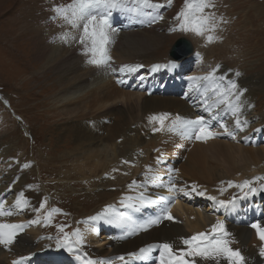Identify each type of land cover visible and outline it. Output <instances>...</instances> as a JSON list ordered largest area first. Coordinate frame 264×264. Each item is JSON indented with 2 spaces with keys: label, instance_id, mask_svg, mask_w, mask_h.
<instances>
[{
  "label": "bare ground",
  "instance_id": "bare-ground-1",
  "mask_svg": "<svg viewBox=\"0 0 264 264\" xmlns=\"http://www.w3.org/2000/svg\"><path fill=\"white\" fill-rule=\"evenodd\" d=\"M135 8V4L129 3L127 7L118 8L117 14H114L112 10L109 18V27L106 29L107 41L104 44L107 55L109 56L111 52H115L119 60L141 59L143 63L158 65L161 60L156 55L160 52L158 50L164 47L167 42V34L165 33H168L169 24L157 23L159 19L153 22V17H157L159 14L160 9L158 7L142 8L140 11H135ZM128 9L144 17L143 21L146 23L144 31L135 30L137 24L141 21L139 18L129 17L127 14ZM149 9L152 12H148ZM76 23L78 26H73L67 20H59L57 24L60 26L53 28V32H50L49 29L51 28H48V23L46 27H42V30H40L39 26L38 36L33 41L34 48H36V51H34L36 57L33 62L38 65H41L40 61L44 62L43 67H46V69L48 67L49 74L54 69L55 77L49 76V78L55 80L54 89L51 92L54 95V103H61L64 115L67 117L75 115V123H78L77 127L71 128L73 121L67 122L66 124L70 126H67L62 132L64 135L75 134L72 139L69 138L63 141L65 143L63 147L70 150L64 156L72 155L76 157V170L79 172L89 171L97 174L100 170H104L105 173L112 160L109 157L104 158L107 153L101 148V145L107 141L111 143L116 139H124L126 136L116 130L105 129V123L99 124L98 120L93 119L95 122L92 117L86 118L87 116L85 117V115L87 113L85 114L84 110L89 105L98 108L96 110L98 111L108 105H112L117 100L125 101L128 108L123 113H117V117L121 118L122 122L127 125L128 119H134L136 112H140V110L137 111L139 108L143 107L144 110L150 112L149 109L176 108L180 104L172 100L173 98L165 97V99H160L155 96H150L141 104L142 94L135 95L130 88V91H128L126 88L118 87L115 85L117 83H111V80H108L109 85H105V75L107 74L110 77V68L116 64L108 61L105 65L92 66L88 62L92 58V26H89V32L85 34L83 30L85 21L78 20ZM43 36H48L49 42L47 41V46L46 44L42 45ZM118 38H120L118 42L120 44L118 45H125L124 47L114 46ZM82 39L83 43L81 42ZM187 41L189 42V40ZM132 46L137 47V49H131ZM191 47V53L187 54L183 60L174 61L170 57V65H167V69L175 72L177 66L179 67L183 63L188 62L190 58L187 57L194 54L192 44ZM81 50L84 51L79 55L78 52ZM82 56L83 59H81ZM111 63L114 65H110ZM119 64H117V67L120 68L119 70L125 71L121 69ZM212 69L205 70L210 72ZM113 72L116 75L114 70ZM213 78H220V76L215 72ZM98 80H100L99 85L97 84ZM199 83L196 81L190 86L195 97L194 101L197 100L201 108H193L191 109L193 113H190L188 104L184 102L180 119L182 121L194 120L195 118H200L196 117L197 114L203 115L205 111L204 116H207V113L211 112L207 111V108L213 110V112L217 111V113L213 114L214 116L217 115L215 119L226 117L229 120L228 130H231L229 132L233 133L234 136L238 134L235 137H240L242 144H237L235 141L230 142L233 138L229 140L230 135L227 134L221 135L224 138L222 141L214 139V136L207 139H197L195 145L192 146L191 142H193L195 137L194 133L186 136L184 125H182V128H173L175 133H171L173 136L172 142L165 144L163 150H159L161 146L156 150V152L159 150V161L156 160L159 157L155 156L153 159H149V162L141 164V172H134L126 182L123 181V184L114 186L108 193L101 194L103 196L98 197L99 204L94 209L91 210L90 208L89 211L87 210L84 217H78V215L73 217L76 220L74 233L78 232L80 234L82 242L77 244L78 237L73 234L70 245L74 246L82 254L81 256L79 255L80 261L76 258L78 255L75 256L68 249L63 248L59 240L45 239L42 236L44 233L41 222L44 220V215H40V212L36 215V205L40 202L41 196L39 193L31 194L27 190L24 181L15 176L14 179H17L14 181L16 182L13 193L15 195L12 201H3L4 203L2 202L0 205V212L3 213L0 214V224L19 225L20 227L16 229L12 244L7 247L0 244V264H40L42 262L44 264H87L88 260H92L96 264H159L161 250L157 248H153L148 253L149 259L145 261L130 259L129 254H139L141 248H147L148 245L153 243H171L175 255L180 256L182 252L188 250V246L183 243L184 239H189L198 233H206L209 236L218 235V233L214 234L212 232L213 226L218 221L223 222L228 233L225 238L231 241V247L241 251L246 258L247 264H264V258L259 255L261 241L258 239L256 229L251 227L253 223H258L264 227L263 188L257 189L255 187L256 184H261L260 178L252 179L246 177L241 171L243 163L254 164L256 161L264 160L263 148L255 149L247 146L249 139H252L251 136L256 137V140L260 137L259 125L245 127L243 131H248L245 133L237 129L235 121L237 118L241 122L244 121L243 118L246 117L244 116L245 108H247V105L239 100L240 98L238 100L236 98L237 93L235 92L244 90L241 89V86L239 88L236 87L237 89L235 90L232 89V92H229V96H227L230 97L227 99L230 101H232L231 98H235V101L233 100L235 104L233 105H238L240 108L241 113L239 116L234 117L232 108H225L227 102L221 103L218 100L219 93L217 91H214L213 94L210 93L214 89L217 90V88L210 87L207 89L204 86L205 88H202L203 93L199 94ZM253 87L254 85L250 84L247 86L243 99L251 101L257 96L255 99L258 101L256 102V105H258L263 101L261 100V95L264 92V86L260 88ZM177 88L180 93L182 83H178ZM55 92L56 94H54ZM78 92H81V94L82 92L89 93L87 96L90 99L84 103L85 107L83 109L80 107L81 103H83L81 98L75 96ZM202 102L207 103L205 109L202 108ZM223 110H225L223 116H220L218 112ZM108 112L101 116L109 114ZM262 117V121H264V116L262 115ZM103 119L106 120L107 118ZM134 120H137V118ZM204 120L206 121V119ZM262 121L261 123H263ZM208 126L210 127L211 125ZM142 127L141 125L140 128ZM216 132L217 130L213 133L216 134ZM188 137L193 139L187 144L186 139H189ZM251 144L255 146L256 142H251ZM135 146L137 148L139 144ZM125 147L127 146L125 145ZM190 148L191 151L189 150ZM187 150L190 151L188 154ZM121 151L123 149L120 150V154L123 153ZM131 152L134 151L129 153ZM126 155L128 154L126 153ZM170 155H175L176 158L171 163H168L167 161L170 159L167 160V157ZM133 156L135 160L139 161L136 155ZM93 161H96V163H93ZM162 162H165V164ZM220 162L225 165L220 164ZM0 163L6 162L2 160ZM161 164L163 166H160ZM245 165V167L249 166ZM219 167L223 168L220 169ZM177 171H179V176L175 175ZM110 172L114 175L117 174L118 170L114 168ZM14 179L12 178V180ZM234 179H241V181L236 182ZM246 181L250 183L245 185ZM105 182L107 180L103 183ZM171 184H175L176 189H183V191L170 189ZM237 185L240 187H237ZM250 187L256 189V192H249ZM2 189L0 188V200L6 197ZM245 193H247V196H245ZM213 197L215 199H212ZM17 201H20L19 205ZM219 201H225L226 206H220ZM165 209H167L168 214L173 219L169 220L163 217L162 213ZM90 217H98V219H91ZM158 217L160 218V223L150 226L146 231H136L141 224H146L149 220ZM82 222H89L91 225L87 227V224L85 225ZM38 256H40L39 259H43L36 260ZM120 256H124L125 260H119L118 257ZM152 256L158 257V261L152 260ZM165 259H167V255H165ZM184 259L190 262L194 261V264H228V261L224 258L208 260L201 257L185 256Z\"/></svg>",
  "mask_w": 264,
  "mask_h": 264
},
{
  "label": "rangeland",
  "instance_id": "rangeland-1",
  "mask_svg": "<svg viewBox=\"0 0 264 264\" xmlns=\"http://www.w3.org/2000/svg\"><path fill=\"white\" fill-rule=\"evenodd\" d=\"M208 2L212 7L204 8L200 12L196 7L200 0H188L187 5L186 0H171V2L169 0H151V3L158 5L160 9L157 19L163 16V19H159L157 23L169 24L168 33H165L168 40L166 39L167 42L164 47L160 48L158 50L160 52H157L156 55L161 60L158 69L153 66L157 64L143 63L141 59L119 60L115 52H111L109 55L111 57L109 62L116 65L110 68L112 76L105 75V85H109L108 80H111V83H117L115 85L118 87L126 88L128 91L132 90L135 95L142 94L141 104L150 96H155L160 99L173 98L172 100L180 105H177V109L170 107L173 111L170 108L149 109L151 113L144 110L143 107L139 108L137 111L140 110V112H136L135 117L137 120H134L135 118L130 120L129 118V124L127 123V125L122 122L121 118L117 117V113H123L127 110L128 106L125 101L117 100V103L114 102L112 105L98 111H96L98 108L89 105L90 108L84 110V113H87L86 118L92 117V120H98L99 124L105 123V129H113L126 136L124 139L121 138L123 141L121 139L115 141L110 139L111 143L107 141L101 145V148L107 153L104 158L109 157L112 161L105 173L104 170H100L99 173L95 174L89 171H77L76 157L72 155L64 156L70 150L63 147L65 145L63 141L69 138L72 139L75 134L71 132V135H64L62 132L67 126H70L66 124L67 122L73 121L71 128L77 127L78 123H75V115L69 117L64 115L61 103H54V95L51 92L54 89L55 80L49 78V76L55 77L54 69V72L52 71L49 74L48 67L47 69L43 67L44 62L40 61L41 65L33 62L36 57L34 52L36 48H34L33 41L38 36V27L40 26V30H42V27H46L48 23V28H51L49 29L50 32H53V28L60 26L57 22L65 20L54 9L59 6L70 15L71 8L66 6H70L72 0H0V162L2 160L6 162L0 163V188H3L2 192L6 195L4 199L0 200V205L3 201L13 200L16 183L14 181L17 180L14 179L15 176L22 179L31 194L39 193L41 196L40 202L36 205V215L39 212L40 215H44V220L41 222L44 233L42 236L45 239L59 240L65 249L71 247L73 251L69 252L75 256L78 255L76 258L80 261L79 255L82 254L70 245L76 229V220L73 217L75 215L84 217L87 210L89 211L90 208L92 210L99 204V196L108 193L114 186L126 182L134 172H141V166L149 162V159L158 156L159 158L156 160L159 161V150H163L165 144L172 142L173 136L171 133H175L174 129L177 127L182 128L180 116L183 104H188L190 113H193L191 111L193 108H201L199 102L194 101L195 97L190 86L196 81L198 83L200 81L199 94L203 93L202 88L204 86L207 89L210 87L217 88L218 93L232 92L233 88L230 82H234L237 88L241 86V89L244 90L235 93L240 98L239 100L247 105L244 113L246 117L243 118L244 121H247L245 127L259 125L260 133L258 140H256V137L251 136L252 139H249L247 146L264 149V121H262V115L264 116V92L261 95L262 104L256 105L258 101L255 98L257 96L251 101L243 99L249 84L254 85L253 88L264 86V0H208ZM113 12L117 14L118 8L113 9ZM148 12L152 11L149 9ZM127 14L129 17L140 19L141 22L137 24L138 28L136 27L135 30L144 31V28L146 29V23L143 21L144 17L133 13L130 9H128ZM166 15H168V20ZM201 16H210L211 20L208 22L207 27L202 29V34H197L191 29L196 27L195 20ZM213 28L214 30H212ZM161 31L163 30L161 29ZM209 36L212 37L211 40H209ZM182 38L191 42L194 54L187 57L190 58L188 62L179 67L177 66L175 72H172L167 69V65H170L169 61L172 59L169 55L173 45ZM119 40L120 38L116 39L115 47L119 46ZM47 41L48 36H43L42 45L46 44L47 46ZM124 46L121 45L119 48ZM131 49H137V47L132 46ZM83 51H79L78 54L81 55L80 53ZM114 56L115 58H113ZM81 59H83V56ZM113 63L110 65H114ZM117 64L125 71L119 70ZM92 66L96 65L92 64ZM137 66L139 67L137 68ZM210 68H213L210 72L205 70ZM129 69L136 70L130 71ZM113 70L116 75H114ZM215 72L224 79L221 81L219 78H213ZM210 74L213 75L210 76ZM204 77L211 78L205 80ZM99 82L100 80L97 82L98 85ZM178 83H182V92L180 91V93L177 88ZM236 87L233 90L237 89ZM210 93L213 94L214 91ZM88 94V92L75 94L83 102L80 106L82 109L85 107L84 103L90 99L87 96ZM217 98L220 100L219 96ZM229 98L227 97L226 100ZM231 100V104H235V98H231ZM206 107L207 103H203L202 108L205 109ZM226 107H229L228 104L225 105ZM207 111H211L207 113V116H204L205 111L203 115L196 113V117L206 119L205 122L211 125L210 130L212 132L217 130L214 139L224 140L221 135H227V132L220 125H226L227 131H231L228 130L229 120L226 117L215 119L217 115L214 116L213 114L217 111L213 112L208 108ZM224 111L218 112L219 115L223 116ZM106 112L109 114L101 116ZM240 113L241 111H239ZM161 114H168L163 122V128L162 130H154L161 129V124L151 118ZM236 116L234 114V117ZM103 118L107 119L104 120ZM196 119L198 118L194 120ZM148 121L149 123H147ZM141 125L143 129L140 128ZM245 132L248 131H243V133ZM188 138L190 139V137ZM232 138L233 136H229V140ZM189 139H186L187 144L193 138ZM196 140L194 137L193 142H191L192 146L195 145ZM241 140L240 137H235L230 142L235 141L240 144ZM251 142H256V145H252ZM138 144L139 146L136 148L135 145ZM159 146H161V149L156 152ZM121 149H123L122 154H120ZM189 150L191 151V148ZM189 150H187V154L190 152ZM130 151L134 152L129 153ZM131 154L136 155L139 161L135 160ZM175 158V155H170L167 157V160L170 159L167 162L171 163ZM93 163H96V161H93ZM162 163L165 164V162ZM220 164L225 165L221 162ZM245 164L249 166L245 167ZM241 167V171L246 177L260 178L261 184H256L255 187L257 189L263 188L264 194V160L256 161L254 164L246 162ZM114 168L118 172L112 175L110 170L113 171ZM178 172L175 173L176 176H179ZM121 173L122 176L120 177ZM126 177L127 179H125ZM105 180L108 183H103ZM234 180L236 182L241 181V179ZM42 204L43 207H41ZM82 223L87 224V227L91 225L89 222ZM1 245L3 246V244ZM157 245L160 244L153 243L148 246ZM154 248L159 249L158 247ZM39 257L36 260L43 259H39ZM157 259L158 257L152 256V260L158 261Z\"/></svg>",
  "mask_w": 264,
  "mask_h": 264
},
{
  "label": "snow or ice",
  "instance_id": "snow-or-ice-1",
  "mask_svg": "<svg viewBox=\"0 0 264 264\" xmlns=\"http://www.w3.org/2000/svg\"><path fill=\"white\" fill-rule=\"evenodd\" d=\"M171 2V0H169ZM129 3H133L136 5L135 11H140L142 8H155L158 5L151 3V0H72V4L70 6L71 13L62 10L59 6H57L54 11L58 14H61L68 23L73 26H78L77 21H85L83 24L84 33L87 34L89 32V26H92L91 36L93 38V49H92V58L89 59V63L101 66L108 63L111 59L110 56L107 55L106 49L104 47L105 42L107 41L106 29L109 27V18L111 17L112 10L121 7H127ZM188 0H186V5ZM200 12L203 11L204 8L212 7V5L208 2V0H200V3L196 6ZM162 19V17H158ZM179 18V17H178ZM157 17H153V22ZM211 20V17L201 16L200 18L195 20L196 27L191 30L195 31L197 34H202V29L207 27L208 22ZM183 27V26H182ZM214 30V28L212 29ZM212 37L209 36V40ZM83 43V39L81 40ZM98 45V47H97ZM98 53V57H97ZM139 66H137L138 68ZM159 65L154 66V68H159ZM130 71L136 69H129ZM213 74H210V76ZM239 75V73H237ZM210 77H204L203 79L207 80ZM219 79H224V77H220ZM231 87L234 89L236 87L234 82H230ZM217 91V90H213ZM242 94V93H241ZM228 93H219L220 102H227L228 106L232 108L233 114L238 116L240 108L238 105L233 106L230 100H226ZM239 97L237 96V100ZM168 114H161L159 116H153L151 119L159 121L161 124V129L154 130H162L163 122L167 118ZM182 125L185 126V132L188 135L195 133L196 139H207L212 138L216 134L210 130V127L206 124L205 120L201 117L196 120H187L181 121ZM236 126L239 130L243 131L247 121L241 122L239 118L235 121ZM225 128V131L228 135L233 136V133L227 131V126L224 124L220 125ZM250 182L246 181L245 185H248ZM231 186V185H230ZM237 187H240L237 185ZM170 189L183 191V189H176L175 184L170 185ZM249 192H256V189L249 188ZM247 196V193H245ZM212 199H215L214 197ZM20 201H17L19 205ZM220 206H226L225 201L218 202ZM44 205L42 204L41 207ZM0 214H3L0 212ZM164 218L169 220L173 219L171 215L168 214L167 209L162 213ZM92 219H98V217H93ZM160 223V218H155L149 220L146 224H141L136 231L139 230H147L150 226L156 225ZM19 225H8V224H0V244L5 245L6 247L14 242V238L16 235V229H18ZM254 229H256L258 239L261 241V246L259 248L260 257L264 258V227H262L258 223H253L251 225ZM212 232L218 233V235L209 236L206 233H198L195 236H192L189 239H184L183 243L188 246V250L184 251L180 254V256H176L173 251V245L171 243H163L157 246H148L147 248H141L139 250V254L130 253V259H137L141 261H145L149 259L148 253L153 250L154 247H158L160 251L159 264H194V261L190 262L185 260V256L190 257H201L203 259L208 260H217V258H224L228 261V264H247L245 256L241 253L239 249H234L231 247V241L226 239L228 236L227 231L225 230L224 224L221 221H218L216 225L213 226ZM76 235L77 241L79 244L82 242V237L80 234L74 233ZM69 251H73L71 247L68 248ZM165 255H167V259H165ZM119 260L124 261L125 257H118ZM87 264H96V262L92 260H88Z\"/></svg>",
  "mask_w": 264,
  "mask_h": 264
},
{
  "label": "water",
  "instance_id": "water-1",
  "mask_svg": "<svg viewBox=\"0 0 264 264\" xmlns=\"http://www.w3.org/2000/svg\"><path fill=\"white\" fill-rule=\"evenodd\" d=\"M191 51V44L185 40V38H182L172 47L170 57L174 59V61H179L184 59L187 54L191 53Z\"/></svg>",
  "mask_w": 264,
  "mask_h": 264
}]
</instances>
